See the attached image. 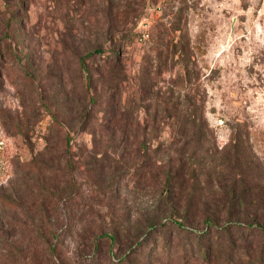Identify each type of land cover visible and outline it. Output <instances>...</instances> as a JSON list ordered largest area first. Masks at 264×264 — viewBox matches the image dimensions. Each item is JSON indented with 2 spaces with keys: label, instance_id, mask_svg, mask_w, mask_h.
<instances>
[{
  "label": "rangeland",
  "instance_id": "rangeland-1",
  "mask_svg": "<svg viewBox=\"0 0 264 264\" xmlns=\"http://www.w3.org/2000/svg\"><path fill=\"white\" fill-rule=\"evenodd\" d=\"M173 219L264 228V0H0V264H159Z\"/></svg>",
  "mask_w": 264,
  "mask_h": 264
},
{
  "label": "trees",
  "instance_id": "trees-1",
  "mask_svg": "<svg viewBox=\"0 0 264 264\" xmlns=\"http://www.w3.org/2000/svg\"><path fill=\"white\" fill-rule=\"evenodd\" d=\"M99 53V52H98ZM117 56L106 57L107 62H114ZM105 60V59H104ZM178 113L165 118H178ZM169 134H176L178 127L168 126ZM158 137L163 134V127H158ZM172 130V131H171ZM160 144V143H159ZM158 144V145H159ZM182 218V217H180ZM182 219H173L171 225L178 229L175 241L179 244L172 249V236L154 247L151 258L159 264H264V228L244 226L233 230L225 227L212 231L210 225L205 230H187ZM164 230V229H163ZM164 232V231H163ZM128 264V263H125Z\"/></svg>",
  "mask_w": 264,
  "mask_h": 264
}]
</instances>
